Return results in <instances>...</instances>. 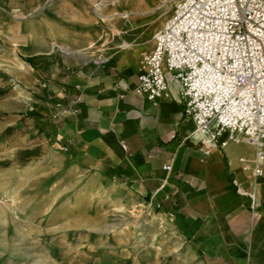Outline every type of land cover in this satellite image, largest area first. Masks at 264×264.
<instances>
[{
    "label": "crops",
    "instance_id": "crops-1",
    "mask_svg": "<svg viewBox=\"0 0 264 264\" xmlns=\"http://www.w3.org/2000/svg\"><path fill=\"white\" fill-rule=\"evenodd\" d=\"M165 1L0 0V111L43 139L56 171L108 181L149 213L156 264H264V175L241 162L254 164L255 146L206 153L170 73L158 103L136 92L143 54L174 15ZM18 198L1 178L0 264H46L19 249Z\"/></svg>",
    "mask_w": 264,
    "mask_h": 264
},
{
    "label": "built area",
    "instance_id": "built-area-1",
    "mask_svg": "<svg viewBox=\"0 0 264 264\" xmlns=\"http://www.w3.org/2000/svg\"><path fill=\"white\" fill-rule=\"evenodd\" d=\"M155 42L143 54L136 92L158 103L170 73L183 84L181 99L201 148L210 153L230 142H250L256 158L251 165L242 157L243 169L263 176L264 0H176Z\"/></svg>",
    "mask_w": 264,
    "mask_h": 264
},
{
    "label": "rangeland",
    "instance_id": "rangeland-1",
    "mask_svg": "<svg viewBox=\"0 0 264 264\" xmlns=\"http://www.w3.org/2000/svg\"><path fill=\"white\" fill-rule=\"evenodd\" d=\"M174 1L159 6L173 10ZM7 118L0 111V181L19 186V198L13 202L21 206V251L34 250L46 257L37 261L46 264L161 261L156 256V224L149 213L143 214L138 204L114 191L108 181L80 182L56 171L61 168L59 160L43 139L29 134L23 125H8L12 120ZM61 188L68 192L60 193ZM2 200L12 201L6 196ZM32 217L35 225L24 223Z\"/></svg>",
    "mask_w": 264,
    "mask_h": 264
},
{
    "label": "bare ground",
    "instance_id": "bare-ground-1",
    "mask_svg": "<svg viewBox=\"0 0 264 264\" xmlns=\"http://www.w3.org/2000/svg\"><path fill=\"white\" fill-rule=\"evenodd\" d=\"M175 2V1H174ZM172 3H173V1H172ZM170 6V5H169Z\"/></svg>",
    "mask_w": 264,
    "mask_h": 264
}]
</instances>
